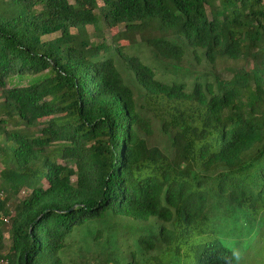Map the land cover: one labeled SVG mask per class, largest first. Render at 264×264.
<instances>
[{
    "label": "trees",
    "instance_id": "16d2710c",
    "mask_svg": "<svg viewBox=\"0 0 264 264\" xmlns=\"http://www.w3.org/2000/svg\"><path fill=\"white\" fill-rule=\"evenodd\" d=\"M6 3L0 262L119 264L114 250L130 237L115 219L137 232L125 264L262 254L264 0ZM101 26L122 27L111 39L127 45L109 47ZM86 28L87 48L71 33ZM131 46L147 57L128 55ZM105 223L97 245L86 231Z\"/></svg>",
    "mask_w": 264,
    "mask_h": 264
},
{
    "label": "rangeland",
    "instance_id": "374dc122",
    "mask_svg": "<svg viewBox=\"0 0 264 264\" xmlns=\"http://www.w3.org/2000/svg\"><path fill=\"white\" fill-rule=\"evenodd\" d=\"M100 6V4H98ZM0 14H6L8 16H10V10H9V6L8 3H6V0H0ZM122 29V27H116L113 29H106L105 27L101 26V31H100V35H101V39H103L105 41V43L109 46V47H115L117 44L119 46H123L125 47L127 45V43L123 40H120L119 42H113V40L111 39L112 35L115 34L116 32H120ZM91 28H86V29H77V30H71V33L76 34L79 39L82 41L83 45L85 48L88 47V43L90 42H95V39L92 38L90 36L91 34ZM55 36H49V37H43L41 38L42 40H51L53 39ZM133 41L135 44H138L139 42V38L138 35L133 37ZM101 39H97V42H101ZM126 53L128 55H133L136 57H140L142 58V60H144L147 57V53L145 50H139L138 52H136L135 50V46H131L130 48H128L126 50ZM154 73L156 74L157 71L156 69H154ZM123 78L126 79L127 75L125 73H121ZM29 80V78H22L18 81H14V84L17 86H26L27 85V81ZM8 85L7 83L5 84L4 88H7ZM131 87V86H130ZM132 89H134V87H132ZM11 132L13 131H17L20 134L26 135V136H32V134H34V131H28V130H24L23 128L19 129V130H15L14 128H10ZM0 158L3 157L4 154H6L7 149L5 148V145L3 143L2 140H0ZM4 165H6L5 163H3L2 161H0V168H2ZM25 195V193H20L18 195V198L21 199L23 198ZM0 221L2 222V226H1V234L3 237V246L4 248L7 247V244L9 243L8 240V236H9V220L7 219H0ZM115 224V228L117 229L119 234H125L126 236L130 237L128 238V244H126L125 246H123L122 244L120 245V247H118L117 249L114 250L115 254V258L117 259V261H119V264H125V263H129L132 261V255H131V251H136L135 250V246L133 243V240H135V236L137 234V232L135 231V225L130 222V221H124V220H117L115 219L113 221ZM112 225V223H105V225H99V226H91L87 231L86 234L88 236H91L93 234H98L100 237L99 240V244L97 245H102L106 238H107V229L108 227ZM84 232L80 235L81 237L84 236ZM104 246V244H103ZM122 246V247H121ZM100 250V248H99ZM253 253H255L254 251H249L244 255H241V259L239 261L236 260V264H264V251L262 252V254L259 256H253ZM73 257V254L70 251V258Z\"/></svg>",
    "mask_w": 264,
    "mask_h": 264
},
{
    "label": "clouds",
    "instance_id": "9594fccd",
    "mask_svg": "<svg viewBox=\"0 0 264 264\" xmlns=\"http://www.w3.org/2000/svg\"><path fill=\"white\" fill-rule=\"evenodd\" d=\"M232 255L237 261H239L241 259V256H240V254L238 252H233Z\"/></svg>",
    "mask_w": 264,
    "mask_h": 264
},
{
    "label": "built area",
    "instance_id": "2783aa9c",
    "mask_svg": "<svg viewBox=\"0 0 264 264\" xmlns=\"http://www.w3.org/2000/svg\"><path fill=\"white\" fill-rule=\"evenodd\" d=\"M0 264H4L3 262H0Z\"/></svg>",
    "mask_w": 264,
    "mask_h": 264
}]
</instances>
